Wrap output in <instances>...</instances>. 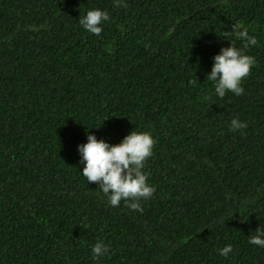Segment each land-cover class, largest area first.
Returning a JSON list of instances; mask_svg holds the SVG:
<instances>
[{
    "label": "trees",
    "instance_id": "obj_1",
    "mask_svg": "<svg viewBox=\"0 0 264 264\" xmlns=\"http://www.w3.org/2000/svg\"><path fill=\"white\" fill-rule=\"evenodd\" d=\"M123 2L0 0V264H264L248 239L264 227V0ZM91 8L109 14L99 36L79 24ZM234 25L255 62L218 97L206 76L243 48ZM133 130L155 141L140 212L109 206L77 152Z\"/></svg>",
    "mask_w": 264,
    "mask_h": 264
},
{
    "label": "clouds",
    "instance_id": "obj_2",
    "mask_svg": "<svg viewBox=\"0 0 264 264\" xmlns=\"http://www.w3.org/2000/svg\"><path fill=\"white\" fill-rule=\"evenodd\" d=\"M117 4L127 7L123 0H117ZM109 19L107 11L91 8L79 18V24L88 33L99 36L104 23ZM232 34L244 42L243 48L236 47L234 42L229 43L228 47H222L219 54L212 57L211 70L206 76L212 82L218 97H224L226 92L242 95V78L248 76L255 62L254 57L245 54V49L257 44L256 37L249 35L242 25H234ZM230 124L229 130L233 132L247 127V122L239 118H233ZM154 143L153 136L145 131L133 130L117 144H109L104 139H97L89 134L85 143L77 145L80 162L83 164L80 174L87 182L99 185L109 206L116 207L124 200L130 210L140 212L141 203L151 198L156 191L147 182V173L143 171L145 161L152 154ZM248 239L250 244L264 248V227H257L255 234ZM218 252L220 256L227 257L232 252V246L226 245L218 249ZM108 253L109 245L103 241H97L91 246L93 261Z\"/></svg>",
    "mask_w": 264,
    "mask_h": 264
}]
</instances>
